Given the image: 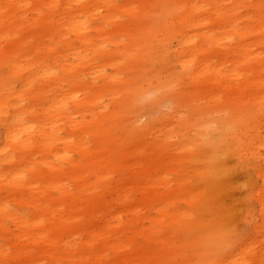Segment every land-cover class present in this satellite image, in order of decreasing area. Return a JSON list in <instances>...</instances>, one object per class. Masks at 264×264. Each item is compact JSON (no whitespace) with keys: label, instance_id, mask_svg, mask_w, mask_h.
<instances>
[{"label":"rangeland","instance_id":"rangeland-1","mask_svg":"<svg viewBox=\"0 0 264 264\" xmlns=\"http://www.w3.org/2000/svg\"><path fill=\"white\" fill-rule=\"evenodd\" d=\"M47 1L0 0V264H264V94L194 80L201 56L183 69L184 0L147 15L114 0L110 24L65 0L54 38ZM85 4L77 37L64 24ZM21 109L26 145L4 131Z\"/></svg>","mask_w":264,"mask_h":264},{"label":"bare ground","instance_id":"bare-ground-1","mask_svg":"<svg viewBox=\"0 0 264 264\" xmlns=\"http://www.w3.org/2000/svg\"><path fill=\"white\" fill-rule=\"evenodd\" d=\"M64 2L65 0H48L45 5L53 12ZM72 2H76L77 5L81 6L84 0H73ZM148 2L149 0H133L130 3L122 5L121 11L134 14L136 12V7L139 6L144 10V14L147 15L151 11V6L148 5ZM92 3L95 6L97 14L102 15L103 12L105 13L104 18L107 24L116 21V13L119 6L114 0H92ZM159 3H165L167 8L176 5L175 0H156L155 5H153L155 10H157ZM29 5V2L26 3L27 7ZM177 10L180 14V42L184 45L186 48L185 51L188 53L187 60L182 62L183 69L191 73L195 58L201 56L199 70L195 75H192L194 80L199 81L200 77H206V73L212 74V79L218 81H221L225 76H230L235 80H240L245 77L246 84H241L239 81L236 82L237 86L235 90L237 93L235 94V99L241 98L239 96L241 91H246L248 94L260 91V93L264 94V55L261 54L262 51H253V47L263 49L264 51V0H184ZM243 10L249 11L244 13ZM41 11V9H38L39 19L40 21L49 23L48 34L51 35L52 38L56 35L60 36L62 32L58 26L59 21L54 17L55 12L46 17ZM88 11L89 6L85 4L83 5L82 15L76 12L68 13L69 20L64 25L68 27V30L75 31L77 37H81L86 29V21L82 18H85L87 14L92 15V13H87ZM244 20L247 21L244 23ZM144 34L146 33L144 32ZM36 36L39 38V41L43 39L41 33H38ZM234 36L241 38L243 43L237 46H231ZM70 43L69 41L67 42L68 45ZM12 46L11 55L13 58L10 61V66L12 69H18L17 61L14 59L21 54L22 47H20V42H16ZM211 50H213V53ZM218 57H221L222 63L229 62L234 64L232 70H227L225 68L226 66L223 68L216 66L215 64ZM33 66V68H38L41 67L42 64L40 63ZM114 77L115 76H113V78ZM23 80L28 82L29 76H24ZM200 86L205 89V91L208 89V83L200 84ZM228 87L231 88L232 85H228ZM78 97L79 95L76 96V99ZM226 97L228 98V96ZM2 100L3 99H0V103ZM237 102H240V100H237ZM261 103L262 102H257L256 107ZM231 105L232 104L229 106L227 105L225 108H230ZM26 109L28 110L29 107ZM258 109H260V107ZM14 112L18 113L15 117L19 118L14 120L12 127L8 124V126L4 128L6 132L5 138L16 144L23 143L21 145H26L29 143L30 138L28 140H22V137H18L15 133L18 129H23V127H21L22 119L20 115L23 114L25 110L21 109ZM227 112L228 111H226V113ZM12 130L14 132H12ZM43 134L48 135L45 131ZM72 142L73 140L69 141V144ZM67 148L64 153H57L58 158L70 161L72 158V151L69 147ZM261 157L264 160L263 154H261ZM3 172L0 165V175ZM259 176L264 181V174L260 173ZM55 180H53V175H50L49 181L56 183ZM20 186L21 185H18V187ZM261 206L263 210V203ZM1 210H6V207H1ZM45 211H47V209H45Z\"/></svg>","mask_w":264,"mask_h":264}]
</instances>
